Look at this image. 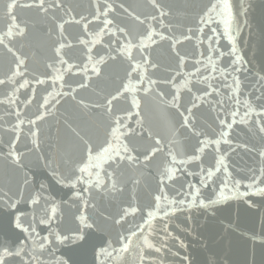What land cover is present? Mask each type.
<instances>
[{
	"label": "water",
	"instance_id": "95a60500",
	"mask_svg": "<svg viewBox=\"0 0 264 264\" xmlns=\"http://www.w3.org/2000/svg\"><path fill=\"white\" fill-rule=\"evenodd\" d=\"M6 2L7 0H0V33L6 30L9 22L6 16ZM31 2L32 0H19L20 4ZM99 2L103 3V0ZM109 2L116 6V12L110 18H115L116 23L121 26H127L133 34L142 32L144 26L139 25L128 13L120 9L119 4L123 3L125 8L141 15V18L145 15L157 14L149 0H109ZM158 2L164 5L169 13L165 18V24L173 26L172 33L166 35L171 34L178 38L181 33L188 34V28L193 29V39L177 45V51L186 56L183 73H194L193 65L196 59L206 62L207 36L211 34L210 27L217 28L220 33L219 50L226 53L223 58L217 60V64L219 67H228L234 57L227 55L232 44L223 35V24L214 17L216 22L205 27L203 35L197 31L199 16L213 0H158ZM61 3L64 5L63 8L51 7L47 13L34 7H17L14 10L21 26H27L25 36L16 37L13 46L28 57L26 78L30 80L33 76L45 78L50 73L46 65L52 62L53 48L58 39L52 17H56L57 20H70L71 16H75L79 20L84 16L91 21L96 0H61ZM49 4H54V0H45V6ZM231 4L234 13L232 35L235 37L237 54L244 58L243 63L239 65L240 72H232L229 68L230 75L225 81L219 72L211 71V66L207 70L199 66L201 77L211 75L214 79L204 82L199 81L195 75L188 77L194 85L193 94L198 95V89L206 90L208 83L219 88L221 92L219 96L213 94L206 97L203 102L197 101L199 106L193 109V123L198 131H203L210 138H218L220 127L217 115L224 118L225 112L239 108L237 123L229 130L228 139L231 140V144L222 141L219 152H216L214 147H210L201 154L200 161L177 164L175 167L180 171L175 174L176 179L166 183L170 197L176 195L173 189L179 190L181 186L187 191L188 183L199 187L200 167L207 169L214 166L215 159L227 153L225 163L232 179L240 180L239 191L248 192L249 195L232 197L231 192H228L226 194L231 198L214 205L211 210L198 206L187 209L185 206L182 212H177L169 219L157 217L153 222L155 232L149 239L156 247L161 248L158 253L154 249L144 247L142 239L136 238L129 252L113 251V248L119 249V244L116 243L119 234H127L129 230H135V225L142 223V213L152 204V197L158 188L159 174L169 160L167 157L169 148L179 151L182 147L186 155H178V160L186 159L187 155L193 154L192 146L197 143V138L189 130L181 127L182 118L178 111L172 105L161 102L155 91L150 94L139 93L141 99L139 116L136 115V109H129L132 117L128 123L138 132H142V135L132 136L130 145L142 153L145 148L153 144L154 139L159 138L164 151L157 153L147 165L123 166L117 174L119 181L117 191L92 188L90 204L94 207L84 209L81 201L73 195L81 186L72 188L67 181L59 182V176H70L84 155L83 145L73 135L68 124L80 130L86 138H90L94 147L99 149L106 138L108 121L102 111L82 110L73 101L65 98L60 105L52 109L50 116L38 123L39 134L35 138L36 144H33L27 120L37 112L42 97L52 88L51 81L44 85L32 84L29 88L20 89L16 104L0 103V245L13 244L24 239L25 234L14 227L16 215L23 214L25 224L33 215L38 220L45 202L54 201L58 206V213L56 221L51 226L52 230L69 237L82 234L85 239L60 243L55 242L52 237L53 244L41 256L45 264H56L57 259L69 257L70 264H99L95 253L106 240L113 242L112 247L108 249L111 257L107 258V264H141V255L144 257L143 264H264V195L254 194V189L247 188L254 174L258 178L256 187H264L262 182L264 178L260 177V169L264 168V158L258 155L264 150V134L258 132V125L255 123L258 117L255 113L245 118L247 123H240V118L247 109L243 103L237 106L234 100L228 99L230 89L222 87L224 83L232 84V77L238 76L241 87L240 93L235 98L241 102L248 99L254 107L264 103V0H231ZM100 26L102 25L99 22L92 21L88 31L95 32ZM156 27L158 31H164L158 24ZM64 32L72 44V47L63 50L65 58L70 63L82 64L86 59V49L78 43V40L80 38L90 40L92 37L84 32L82 24L74 22L65 24ZM111 39H120V34L117 33ZM199 40H203V44L198 43ZM109 43V36H105L103 43L93 49V56L96 58L99 55L108 56V49L104 45ZM115 47L117 45L113 44L112 48ZM200 52H204L205 56L201 57ZM149 53L152 62L158 65L157 69L150 70V74L153 79L161 81L157 87L170 100L171 94L176 89L172 84L163 81L171 80L176 72L180 71L177 68L178 58L168 40L158 41L149 49ZM111 55L116 53L112 52ZM133 55L137 59L140 58L135 49ZM213 58L216 59V55ZM12 61V55L0 46V78L10 74ZM102 68L99 78L93 76L87 89L78 90L77 99L83 98L86 103L96 102L100 95L112 92L125 78L128 61L123 56H117L115 60H107ZM72 72L75 73L76 70L73 69ZM65 79V91H67V84L75 87L77 82L82 81V74L69 73L66 74ZM17 80L20 81V78ZM184 80L182 74L173 81L181 90L180 111L191 106L189 101L192 94L184 88ZM14 86L18 85H0V101L5 100ZM32 87L36 89L32 103L25 106L22 101L33 96ZM257 97H261L262 100H257ZM221 99L224 101L223 111L221 106L215 104ZM129 103L130 97L128 101L114 102L116 114L123 115L121 109H128ZM17 110L21 113L20 118L25 121L20 126V138L16 142L15 150L21 156L19 162L8 156L9 142L16 138L12 128L17 123L15 115ZM138 119L141 120L143 129L136 124ZM229 122H231L230 117ZM148 132L152 133V138L148 137ZM189 172L194 175H188ZM222 179L221 171L213 178L214 183L206 181L209 187L201 188L199 198L215 199ZM36 196L41 197L40 204L31 205L30 200ZM187 199L190 200L191 197ZM12 203L16 204L15 208L11 206ZM128 206L138 207L141 211L129 215L119 224L115 223L122 214L121 210ZM82 211L89 217L88 222L93 223L94 227L78 232L80 223L77 217ZM165 224L168 225L167 233L163 230ZM37 231L43 236L48 234L49 229L45 225H38Z\"/></svg>",
	"mask_w": 264,
	"mask_h": 264
},
{
	"label": "snow or ice",
	"instance_id": "6c2138e0",
	"mask_svg": "<svg viewBox=\"0 0 264 264\" xmlns=\"http://www.w3.org/2000/svg\"><path fill=\"white\" fill-rule=\"evenodd\" d=\"M149 3L157 14L145 15L143 18L134 11L130 12L128 8H125L123 3L118 5V7L125 13H128L134 21L144 26L142 32H137L135 34L131 33L127 26H121L116 23L115 18H110L116 12V6L110 3L109 0H103V3L96 0L94 4V15L91 21L87 20L84 16H81L79 20H77L75 16H71L70 20H57L56 17H52L58 39H56L53 48L54 55L52 57V62L46 65L47 69H50V73L47 74L45 78H40L38 76H33L31 80L26 78L28 74V57L14 48L13 40L16 37L23 38L26 34L27 26H21L14 14V10L17 7H34L41 12L47 13L48 9L51 7L63 8L64 5L61 3V0H54V4H49L47 7L45 6V0H32L31 3L27 4H20L19 0H7L5 9L9 22L6 25V30L0 33V46H3L7 53L11 54L13 57L12 67L9 69L10 74H6L4 78H0V85H18L14 86L11 93L8 94L4 101H0V103L14 105L19 99L17 93H19L20 89L29 88L32 84L44 85L46 82L51 81L52 90L48 91L47 94L42 97V103L39 104L37 112L33 113L32 118L27 120L29 134L33 137V144H36L35 138H37L39 134L38 123L43 122L46 117L50 116L52 114V109L60 105L65 98L73 101L75 105L82 110L86 109L92 111L95 109L102 111L108 121L106 138L104 144L100 146L99 149L94 147L90 138H86L85 135L81 134L80 130L68 124L73 135L83 145L84 155L81 161L75 166L70 176L63 177L54 173L59 176L60 183L67 181L68 185L72 188H76L78 185L81 186L73 195L81 201L84 209L94 207V205L90 204L92 188L117 191L119 185L117 174L123 166L147 165L157 153L164 151L163 147H161L162 141L159 138L154 139L153 144L145 148L142 153L134 146L130 145V138L132 136L142 135V132H138L135 127H132L128 123V120L132 117V112L129 109H136V115L139 116V109L141 106L139 93L143 92L145 94H150L155 91L156 96L161 102L172 105L178 111L179 116L182 118L181 127L189 130V132L197 138V143L192 146L193 154L187 155L186 159L178 160V155H186L182 147L179 151L169 148L167 152L169 160L164 164L163 171L159 174L158 188L152 197L153 202L148 206V210L142 213V223L135 225V230H129L127 234L118 235L116 243L119 244V249L113 248V251H118L119 253L129 252L132 248L134 238L137 240L142 239L144 247L154 249L157 253L160 252L161 248L156 247L149 239L155 232L153 222L157 217L169 219L177 212H182L185 206L187 209L198 206L203 209L211 210L214 205L231 198L226 194L228 192H231L232 197L249 195L248 192L239 191L241 185L240 180L232 179L231 172L225 163L227 153L219 155V157L215 159L214 166H210L207 169L202 166L200 167L201 179L199 181V187L188 183L186 186L187 191L184 190V186H181L179 190L173 189L176 195L170 197L168 183H166L173 182L176 179L175 174L180 171V169L175 167L177 164L184 165L189 161H200L201 154L210 147H214L216 152H219L222 141L225 144H231V140L228 139L230 134L229 130L233 129V126L237 123L236 117L239 115V108L237 107L236 110L231 112H225L224 118H220V116L217 115L220 127L218 138H210L203 131H198L195 128L193 123V109L199 106L197 101L203 102L206 97L212 96L213 94L217 96L221 95L220 89L208 83L206 90L198 89L197 91L199 94H193L194 85H192V81L188 79V77L192 75L197 76L199 81L204 82L214 79L211 75L201 77V67L199 66H202L205 70L211 66V71L219 72L225 81H227L228 75H230L228 71L229 68L232 69V72H240L239 65L243 63L244 58L242 55L237 54L235 37L232 35L234 13L231 0H213L199 16L197 31L203 35L205 27H209L215 23L216 20L214 17L217 18L219 22L223 24V35L226 36L228 41L232 44L230 52L227 55L234 57V59L231 60L228 67L218 66L217 60L223 58L226 53L219 50L220 33H218L217 28L210 27L211 34L207 36L208 46L207 56L205 58L206 62L196 59L193 65L195 69L194 73L182 72L185 67L186 56L181 55L179 51H177V45L183 41H190L193 39V29L188 28V34L181 33L178 38L171 34L166 35V33H172L173 31L172 25L165 24V18L169 13L165 10V6L159 3L158 0H149ZM68 11L70 12L71 10L69 9ZM92 21H97L102 25L95 32L88 31L89 24L92 23ZM70 22L82 24L84 32L92 37L90 40L84 38L78 40V43L86 49V59L82 64L70 63L63 54L65 48L72 47L71 41L68 40L64 32L65 24ZM157 24L159 28L164 31H158L156 27ZM51 31L50 29V32ZM117 33L120 34V39L112 40L111 37L116 36ZM105 36H109L110 40L109 44L104 45V47L108 49L109 55H99L98 58H96L92 54L93 49L96 45L103 43V38ZM164 40H168L171 43L172 51L175 52L178 58L177 68L180 69L171 80L163 81V83L172 84V87L176 89V91L171 94L170 100H168L166 94L157 87L161 81L153 79L150 74V70L157 69L158 65L152 62L149 49L153 45H156L158 41ZM198 43L203 44V40H199ZM113 44H116L117 47L112 48ZM134 49L139 54V59L133 55ZM112 52H115L116 55H111ZM199 55L204 57L205 53L200 52ZM214 55H216V59L213 58ZM117 56H123L128 61V69L120 85L112 92H108L106 95H100L96 102L86 103L83 98L77 99L78 90L87 89L93 76L96 78L101 76L103 71L102 65H105L107 60H115ZM89 65H91V67H89ZM73 69L76 70L75 73L72 72ZM69 73L73 75L82 74V81L77 82L75 87H73L72 84H67L68 90L65 91V77L66 74ZM182 74L185 77L183 86L189 94H192L189 101L191 106L185 107L184 111H180L182 106L181 90L173 83V81ZM17 78H20V81H18ZM232 80V84L224 83L222 87L230 89L228 99L234 100L235 105L239 106L243 103V106L246 107L247 111H245L244 116L240 118V123H247L245 118L255 113L258 117L255 121L258 125V132L264 134V103L257 106L259 107V111H257V107H254L248 99L243 100V102L236 99L235 96L240 93L241 81L238 76H233ZM31 91L33 96H29L26 100L22 101L25 106L31 105L32 103L36 89L32 87ZM129 97V108L121 109L123 115L116 114L114 111V102L122 100L128 101ZM257 100H262V98L257 97ZM215 104L221 106V111H223V99L217 100ZM15 115L17 117V123L13 126L12 131L15 133L16 138L9 142L8 156L19 162L21 156L15 150L16 142L20 138V126L23 125L25 121L20 118L21 113L19 110L16 111ZM229 117L231 118V122H229ZM136 124L143 129L141 120H136ZM147 135L149 138H152L151 132H148ZM258 155L264 158V150H261ZM221 171L223 172V179L219 184L216 198L207 200L199 198L201 188L209 187L206 181L214 183L213 178ZM187 174L194 175V173L190 172ZM260 177L264 178V168L260 169ZM257 179L258 178L254 174L251 178V182L247 184V188L250 190L254 189V194L264 195V187H256ZM262 182H264V180H262ZM230 185H233V187H230ZM189 196L191 197L190 200L187 199ZM40 199L41 197L39 196L33 197L30 200V204L38 206L40 204ZM9 200H11V197H9ZM11 206L15 208L16 204L12 203ZM41 211L42 215L38 220L37 217L33 215L32 218L28 220L27 224L23 222V214L15 216L14 227L25 234L24 239L18 240L13 244L6 243L0 245V264H45L41 256L44 254L45 250L49 249L53 244L54 241L51 239L52 237H54L55 242L60 243L69 240L85 239V236L82 234L69 237L52 230L51 226L56 221L58 213V206L54 201H46ZM121 211L122 214L120 218L115 221L117 224L125 220L129 215H135L141 210L138 207L128 206L124 207ZM77 219L80 223V228L77 229L78 232H82L83 229H92L94 227L93 223L88 222L89 217L85 215L83 211ZM38 225L47 226L49 229L48 234L42 236L40 232L37 231ZM163 230L167 233V224L164 225ZM112 244L113 242L110 240L104 241L103 246L95 253L99 260V264H107V258L111 257V253L108 252V249L112 247ZM101 257L105 259H99ZM70 260V257L68 259L60 258L57 259L56 264H70ZM143 260L144 257L141 255V264H143Z\"/></svg>",
	"mask_w": 264,
	"mask_h": 264
}]
</instances>
